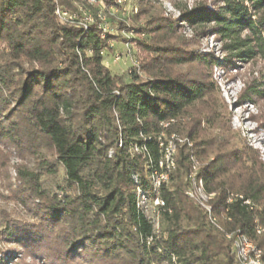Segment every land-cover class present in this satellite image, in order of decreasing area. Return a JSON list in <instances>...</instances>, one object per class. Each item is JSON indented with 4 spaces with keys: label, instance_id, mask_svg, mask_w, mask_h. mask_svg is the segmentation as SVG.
I'll return each mask as SVG.
<instances>
[{
    "label": "trees",
    "instance_id": "trees-1",
    "mask_svg": "<svg viewBox=\"0 0 264 264\" xmlns=\"http://www.w3.org/2000/svg\"><path fill=\"white\" fill-rule=\"evenodd\" d=\"M156 2L138 0L130 17L116 19L137 49L124 80L103 64L121 38L103 30L105 16L118 18L110 11L121 7L117 0H0V170L8 174L10 150L33 160L16 164L17 185L7 183L6 197L30 220L1 210L0 241L15 260L0 250V264L24 256L46 264H240L226 236L236 232L264 261V231H257L264 229V170L252 148L231 147L212 99L220 62L197 49L211 34L226 64L264 58V0H203L181 7L177 18ZM58 4L92 21L86 29L61 23ZM262 94L261 84H249L243 98ZM176 132L187 142L158 187L164 204L155 227L136 205V188L148 195L151 172L166 170L159 142ZM195 159L208 160L197 175L214 193L209 214L185 192ZM231 194L242 198L227 202Z\"/></svg>",
    "mask_w": 264,
    "mask_h": 264
},
{
    "label": "rangeland",
    "instance_id": "rangeland-1",
    "mask_svg": "<svg viewBox=\"0 0 264 264\" xmlns=\"http://www.w3.org/2000/svg\"><path fill=\"white\" fill-rule=\"evenodd\" d=\"M117 1L121 3V7L119 9L111 8L110 11L112 14L117 15L118 18H111L109 17V15L105 14L107 16H105L104 25L106 26V29L109 33H119L121 35V38L119 40H114L111 42L113 50L106 51L103 64L107 66L111 70V72L120 74L122 78L126 80L128 78V72L131 70V67L137 66V49H133L132 52L127 55L126 51L124 50V43L126 41V43H130L129 45L134 46V43L130 41L132 35L131 33L124 30H118L116 19H119L120 17H130L134 12V9H136V7L138 6V0ZM155 1H157L155 3L156 6L162 9L165 15L177 18L179 17V10L181 7H191L197 2L203 0ZM204 1H206L207 3H211L213 0ZM79 8L81 7L79 6ZM66 17H68V15ZM72 17L73 19H78V21L67 20L66 22H73V24L78 25L77 23L82 20V18H77L76 15H72ZM180 31L186 38H190L193 34L192 29L188 25H183L180 28ZM4 48L5 43L0 42V49L2 50ZM197 49L204 54L212 53L220 62V65H216L212 68V79L217 87V92L212 96V99L214 100V109L219 116L218 120L222 123L225 122V125L229 128L226 135L231 147L247 146L252 148L253 155L258 157V161L260 162L261 167L264 170V94L253 96L251 101L244 100L243 98V93L249 84H261L262 87H264V58L255 57L254 59L245 62L235 61L231 64H226L224 63V58L226 56L225 52L221 48V42L211 34L198 40ZM115 55H119L118 60H114ZM198 105L203 112H210V109L208 108V105L206 103L202 102V104ZM201 126L206 127L204 119L201 122ZM208 129L211 133H217L219 131L218 128L209 127ZM170 135H174L176 140V144H173L175 145L173 155L175 160L178 147L181 144L187 142V138L183 136V133L180 132L171 133ZM170 135H165L164 139L169 138ZM188 144L189 146L192 145L191 142H188ZM6 160L8 174L5 173V170H0V213L1 210H4L6 213L10 214V216L15 217L16 219L30 220V216L25 212V209L21 205L16 203V201L7 198L6 196H9L7 183L12 182L13 185H17L15 179V165L24 163L28 167L32 166V157L26 156L24 159H21L16 155L15 151L10 150V154L8 155V158H6ZM207 161V159H200V161L196 160L199 167L200 165H204L205 163H207ZM59 173L60 175L62 174L61 168ZM42 179L44 186L53 187V191H56V184L53 183L52 178L42 177ZM149 201L150 200L147 199V202H145L144 213L148 215V217H151L153 220H155V227H157V221L155 218L157 217L158 209L155 207V204L152 201ZM9 247L10 244L0 241V250L3 251L4 258L8 257L9 259H11L12 253L10 254ZM232 251H234V249ZM15 263L46 264L43 261L36 259L34 260L28 256L17 259V262Z\"/></svg>",
    "mask_w": 264,
    "mask_h": 264
},
{
    "label": "bare ground",
    "instance_id": "bare-ground-1",
    "mask_svg": "<svg viewBox=\"0 0 264 264\" xmlns=\"http://www.w3.org/2000/svg\"><path fill=\"white\" fill-rule=\"evenodd\" d=\"M79 2H88V3H95V0H78ZM58 11V7L56 8V12ZM67 16V15H66ZM67 20H74L72 15H68L66 17ZM92 20L89 18L83 17L79 24L83 28H87V24L90 23ZM130 43H126V45H129ZM168 123H164V126H166ZM175 137L174 135H170L169 138H165L164 140L161 139L159 142V146H162L163 148V157L159 161V167L160 169L165 166V171L160 170L156 171L154 170L150 174V182L152 185V189L150 192H148V195L145 194L141 188H136V205L138 208H140L144 212V205L145 202H147V199L152 201L155 204V207L158 209V204L155 202L154 198H156L158 193V187L161 183L168 180V171L174 168L175 166V160H174V148L176 144L175 143ZM137 150V148L135 149ZM138 151V150H137ZM176 152V151H175ZM199 166L196 161L192 164V169L187 175V180L189 182V187L186 190V194L194 199L208 214L211 211L210 205H208V200L214 195V193H207L203 186V180L201 177L197 175ZM160 176V177H159ZM135 178V176H134ZM159 179V183H158ZM154 196H151L150 193ZM234 197L242 198V195L240 194H231ZM230 195V197H231ZM149 201V202H150ZM158 202L160 206H163L164 202L163 200L158 197ZM243 203L245 204H251L249 199L243 200ZM258 232L264 231V229H257ZM227 238L230 239L233 242V247L236 253V257L239 260L240 264H264V261L261 260V251L258 249L244 234L240 232L236 233H228L226 234Z\"/></svg>",
    "mask_w": 264,
    "mask_h": 264
},
{
    "label": "built area",
    "instance_id": "built-area-1",
    "mask_svg": "<svg viewBox=\"0 0 264 264\" xmlns=\"http://www.w3.org/2000/svg\"><path fill=\"white\" fill-rule=\"evenodd\" d=\"M95 3H96V0H95ZM79 9H81V8H79ZM55 14L61 23H70V24H73V22H66V15H76L75 13H70L66 9H63L62 6H60L59 4H58V11L55 12ZM84 17L92 20V17L87 13L84 14ZM103 30H107L105 25H103ZM124 48H125L124 50L126 51L127 55H129V53L132 52V50L134 49V46L133 45H126V41H125ZM118 59H119V55H115L114 60H118ZM136 63H137V61H136ZM158 183H159V179H158ZM232 199H234L233 195H231V197L227 198V202L231 201ZM154 200H155V202H157L158 207H159L160 204L158 202V196H156V198H154ZM244 200H246V199H244Z\"/></svg>",
    "mask_w": 264,
    "mask_h": 264
}]
</instances>
